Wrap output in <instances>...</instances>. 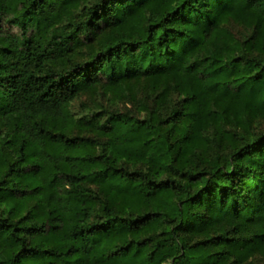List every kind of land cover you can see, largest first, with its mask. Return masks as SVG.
<instances>
[{
	"label": "trees",
	"instance_id": "trees-1",
	"mask_svg": "<svg viewBox=\"0 0 264 264\" xmlns=\"http://www.w3.org/2000/svg\"><path fill=\"white\" fill-rule=\"evenodd\" d=\"M0 264H264V0H0Z\"/></svg>",
	"mask_w": 264,
	"mask_h": 264
},
{
	"label": "rangeland",
	"instance_id": "rangeland-1",
	"mask_svg": "<svg viewBox=\"0 0 264 264\" xmlns=\"http://www.w3.org/2000/svg\"><path fill=\"white\" fill-rule=\"evenodd\" d=\"M232 30L235 34H238L240 32V28L238 27H232ZM90 95L89 94H85V95H82L78 100H76L73 104H72V109L73 111H78V107H79V104L81 101H84L86 99H89Z\"/></svg>",
	"mask_w": 264,
	"mask_h": 264
}]
</instances>
